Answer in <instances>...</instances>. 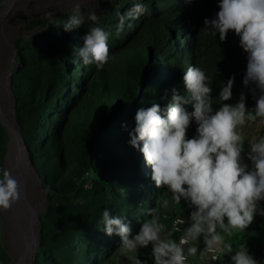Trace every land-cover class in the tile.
Segmentation results:
<instances>
[{"label":"trees","instance_id":"16d2710c","mask_svg":"<svg viewBox=\"0 0 264 264\" xmlns=\"http://www.w3.org/2000/svg\"><path fill=\"white\" fill-rule=\"evenodd\" d=\"M133 2L102 1L106 14L98 23L111 32L108 44L115 59L100 70L84 65L78 55L89 24L64 30L71 13L25 18V30L44 32L14 40L10 89L16 122L46 194L33 264H105L119 249L120 238L103 232L102 210L125 216L135 233L148 209L159 208L167 189L155 186L150 165L129 144V133L138 108L163 106L173 87L186 94L182 75L189 65L202 67L212 78L213 97L234 77L232 97L225 103L238 102L244 93L246 108L255 107V85L243 83L247 53L239 37L230 30L220 41L203 29L204 19L218 11V0H143L148 11L127 19L117 35L115 25ZM165 90L167 99H162ZM195 131L193 122L186 136ZM9 142L0 124V164L5 166ZM167 210L160 208L162 222L176 215ZM263 229L264 216L256 215L245 231L235 232V246L245 243L261 264L264 239L258 234ZM0 264H12L1 239Z\"/></svg>","mask_w":264,"mask_h":264},{"label":"clouds","instance_id":"9594fccd","mask_svg":"<svg viewBox=\"0 0 264 264\" xmlns=\"http://www.w3.org/2000/svg\"><path fill=\"white\" fill-rule=\"evenodd\" d=\"M147 11L143 0H134L120 15L116 34L124 30L127 19ZM98 21L96 11L85 13L77 3L62 25L65 31H72L89 24L78 55L84 65L94 64L100 70L115 54L108 44L111 32ZM203 29L212 36L218 34L220 41L230 30L239 37V46L247 53L243 83L255 85V107L246 108L244 93L238 102L225 103L232 97L234 77L213 97L212 78L202 67L189 65L182 75L186 94L173 87L171 99L163 106L152 103L138 108L135 127L129 133V144L151 167V180L157 188L165 187L171 200L164 198L159 208L148 209L135 233L125 216L104 208L102 230L108 236H119L122 253L150 246L152 264H190L196 257L206 264L222 255L228 257L225 264H261L245 243L233 250L226 236L245 231L256 215L264 216V134L248 139L246 147L242 135L246 124H264V0H218V11L204 19ZM167 92L162 99H167ZM214 100L219 105L215 110ZM193 122L196 131L189 138L186 133ZM21 196L20 181L0 164V214L9 211ZM181 200L191 211L186 217L177 215L169 227L162 222L160 208ZM175 233H180L178 238ZM136 264L148 261L137 260Z\"/></svg>","mask_w":264,"mask_h":264},{"label":"rangeland","instance_id":"374dc122","mask_svg":"<svg viewBox=\"0 0 264 264\" xmlns=\"http://www.w3.org/2000/svg\"><path fill=\"white\" fill-rule=\"evenodd\" d=\"M102 1L115 3L119 0H4L0 4V8L6 5V9L0 16V104L5 108L7 116L17 124L14 108V97L10 89L12 71L14 69V40L22 35L25 38L36 37L37 35L44 32L43 29H38L35 31L25 30V18L33 15L43 16L48 12H58V13H72L75 5L80 4V8L83 12L87 13L89 10H94L97 12L98 16L106 14V9L102 5ZM3 90V91H2ZM18 127V125H17ZM19 129V127H18ZM263 124H252L245 125L242 128V135L245 139V147L247 145V140L253 136H259L262 133ZM12 141V140H11ZM23 142V141H22ZM25 151L22 149V155L25 157L21 159V165H25L23 169L24 173L31 174L32 179L24 178L21 182V190L24 194L28 195L30 200L37 207L38 220L36 222V237H38V222L39 216L45 211L46 194L41 189V184L31 167L27 166L28 153L26 147L23 143ZM26 153V154H25ZM10 157V155H9ZM29 161V159H28ZM14 160H7V168L10 170L14 176ZM28 167V168H27ZM171 200V194L166 190V197ZM169 212L176 213L181 216H188L190 209L187 207L186 203L181 200L177 205H171L167 208ZM20 227L19 222L11 217L9 211L0 214V239L8 253L12 257V264H17L21 260V253L18 252L15 243V233ZM259 238L264 239V229L258 234ZM226 240L232 243L233 250L236 249V236L235 232L231 236H226ZM203 245L202 241L200 246ZM32 251L27 259L28 264H33L35 259V252ZM149 253L151 258V250L146 248H138L131 253H122L119 249L112 255L111 259L105 264H136L137 260H140L145 253ZM254 257V256H253ZM228 259L227 255H222L220 257V263L225 264ZM255 259L261 262V257L256 253ZM190 264H204L199 262L196 258H191ZM207 264V263H206Z\"/></svg>","mask_w":264,"mask_h":264},{"label":"bare ground","instance_id":"6f19581e","mask_svg":"<svg viewBox=\"0 0 264 264\" xmlns=\"http://www.w3.org/2000/svg\"><path fill=\"white\" fill-rule=\"evenodd\" d=\"M6 5H3L0 8V16L6 9ZM3 91V90H2ZM0 118L9 128L11 135V152L10 160H14L15 170L14 177L20 181V186L24 178L32 179L31 174L23 172L25 165H21V159L25 160V157L22 155L23 142L21 140L20 130L17 127V124L14 123L8 116L5 111V108L0 104ZM26 154V153H25ZM27 162L28 158H27ZM22 166V170H21ZM27 166L30 167V163H27ZM27 167V168H28ZM13 173V172H12ZM37 207L32 203L29 196L22 192L21 200L14 204L13 207L9 210L11 217L19 222L20 227L15 233V243L18 249V252L21 253V260L19 264H28L27 259L29 254L36 249L37 246V237H36V222L38 220L37 216Z\"/></svg>","mask_w":264,"mask_h":264},{"label":"built area","instance_id":"2783aa9c","mask_svg":"<svg viewBox=\"0 0 264 264\" xmlns=\"http://www.w3.org/2000/svg\"><path fill=\"white\" fill-rule=\"evenodd\" d=\"M190 211H191V210H190ZM190 211H189V213H190ZM176 216H177V214H176L174 217L164 216V217H167V219H164V223L170 227V226H171V223H172V221H173V219H174ZM179 235H180V233H175V234H174V237L178 238ZM200 247H203V245H201ZM147 249H150V250H151V247L149 246V247L146 248V250H147ZM196 259H197L199 262L204 263V262H202L198 257H196ZM141 260H147V261H148V264H152V260H151L150 255H149L148 252L145 253V255L141 258ZM206 263H207V264H220V258H219L218 260H216V261H208V262H206Z\"/></svg>","mask_w":264,"mask_h":264},{"label":"water","instance_id":"95a60500","mask_svg":"<svg viewBox=\"0 0 264 264\" xmlns=\"http://www.w3.org/2000/svg\"><path fill=\"white\" fill-rule=\"evenodd\" d=\"M0 124H2L4 127H6L8 133H9V137H10V142H9V145H8V152H7V155H6V167H7V160H8V158H9V155H10V152H11V135H10L9 128H8V127L6 126V124L1 120V118H0ZM20 135H21V132H20ZM21 140L23 141L22 136H21ZM23 143H24V141H23ZM24 145H25V143H24ZM25 147H26V145H25ZM26 150H27V153H28V149H27V147H26Z\"/></svg>","mask_w":264,"mask_h":264},{"label":"crops","instance_id":"0c3cea01","mask_svg":"<svg viewBox=\"0 0 264 264\" xmlns=\"http://www.w3.org/2000/svg\"><path fill=\"white\" fill-rule=\"evenodd\" d=\"M227 261V260H226Z\"/></svg>","mask_w":264,"mask_h":264}]
</instances>
